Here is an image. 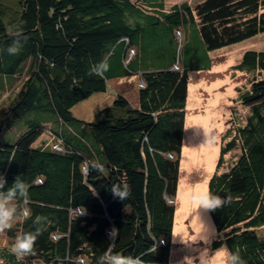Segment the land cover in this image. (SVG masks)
Segmentation results:
<instances>
[{
	"label": "trees",
	"instance_id": "trees-1",
	"mask_svg": "<svg viewBox=\"0 0 264 264\" xmlns=\"http://www.w3.org/2000/svg\"><path fill=\"white\" fill-rule=\"evenodd\" d=\"M169 1L0 0V175L5 190L18 176L29 185L31 213L4 233L0 264H97L113 228L115 253L171 262L188 75L264 33V0ZM18 36L23 47L9 55ZM103 60L104 77L89 76ZM234 69L249 81L208 183L231 197L208 211L211 249L226 245L246 264H264V50L245 51ZM125 79L144 82L135 102L117 93L87 117L75 112ZM93 161L105 171L82 170ZM121 181L130 186L124 201L110 191ZM37 216L46 230L17 260L15 238L34 231Z\"/></svg>",
	"mask_w": 264,
	"mask_h": 264
},
{
	"label": "rangeland",
	"instance_id": "rangeland-1",
	"mask_svg": "<svg viewBox=\"0 0 264 264\" xmlns=\"http://www.w3.org/2000/svg\"><path fill=\"white\" fill-rule=\"evenodd\" d=\"M180 1L195 7L202 0H171L169 3ZM247 50H264V33L215 52L209 70L194 71L188 75L185 112L188 122L185 124L182 139L176 225L169 264H184L185 257H198V250L207 246L201 238H210L211 242L216 238L208 210L199 209L200 206L193 203L188 194L208 190L209 180L221 156L224 135L230 128L229 123L235 109L233 107H241L237 104L238 89L243 88L249 81L248 76L234 69ZM176 66L177 71L183 70L181 63ZM109 86L108 97H94L83 109L75 108V112L84 117L98 105L107 106L117 93L123 91V95L134 102L141 84L136 79H125L112 81ZM241 109L245 113V109ZM226 159L229 160L230 155ZM200 216L205 219L201 220ZM3 235L4 233L0 234V242L6 240Z\"/></svg>",
	"mask_w": 264,
	"mask_h": 264
},
{
	"label": "clouds",
	"instance_id": "clouds-1",
	"mask_svg": "<svg viewBox=\"0 0 264 264\" xmlns=\"http://www.w3.org/2000/svg\"><path fill=\"white\" fill-rule=\"evenodd\" d=\"M178 3H182V1ZM179 36L181 37L180 34ZM22 47V41L18 36L7 48V52L9 55H17ZM108 71L109 65L107 60H103L99 63L92 64L88 75H95L103 78ZM140 84L142 87L144 86V82L141 81ZM124 93L125 91L121 92L120 95L125 96L123 95ZM82 170L88 171L89 173L91 171L103 173L105 171V166L99 161L86 162ZM7 183V179L3 175H0V234L10 230L14 223L26 220L31 216L30 211L26 207L30 200L29 185L23 181L20 176L16 178L10 188L5 190ZM110 191L115 198L124 201L130 195V186L127 182L121 181L113 184ZM188 196L193 203L200 206L199 209L208 211H215L231 202V197L222 198L219 195H214L209 190L193 191L189 193ZM33 223L36 225L35 230L18 234L11 247V252L16 256L17 260H23L25 256L33 253L38 237L46 230L47 218L37 216ZM118 236L119 230L115 228L111 229L109 233V246L98 258L97 264H145L143 255H124L113 251ZM50 238L55 240L56 235L52 234ZM201 239L204 240L207 246L202 250H198V257H185L184 264H197V260L199 264H246L241 258L239 251L233 252L226 245H222L220 248L213 250L210 247V238L203 237ZM81 264H86L85 258H81Z\"/></svg>",
	"mask_w": 264,
	"mask_h": 264
},
{
	"label": "bare ground",
	"instance_id": "bare-ground-1",
	"mask_svg": "<svg viewBox=\"0 0 264 264\" xmlns=\"http://www.w3.org/2000/svg\"><path fill=\"white\" fill-rule=\"evenodd\" d=\"M200 218H201V220H203V219H205V218H202L201 216H200ZM200 220V219H199ZM204 222V221H203ZM206 222V221H205ZM208 222V221H207ZM199 223H201V221L199 222ZM209 223V222H208ZM210 224V223H209Z\"/></svg>",
	"mask_w": 264,
	"mask_h": 264
},
{
	"label": "crops",
	"instance_id": "crops-1",
	"mask_svg": "<svg viewBox=\"0 0 264 264\" xmlns=\"http://www.w3.org/2000/svg\"><path fill=\"white\" fill-rule=\"evenodd\" d=\"M190 93V92H189ZM190 96V95H189ZM135 102V101H134ZM188 121L186 120V123H187ZM179 193V192H178Z\"/></svg>",
	"mask_w": 264,
	"mask_h": 264
}]
</instances>
